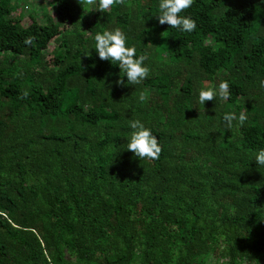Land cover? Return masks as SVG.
<instances>
[{"label":"trees","instance_id":"16d2710c","mask_svg":"<svg viewBox=\"0 0 264 264\" xmlns=\"http://www.w3.org/2000/svg\"><path fill=\"white\" fill-rule=\"evenodd\" d=\"M46 1L0 0V264H264V0H193L190 33L159 0ZM105 28L146 56L139 85L90 49ZM133 120L158 159L126 149Z\"/></svg>","mask_w":264,"mask_h":264},{"label":"clouds","instance_id":"9594fccd","mask_svg":"<svg viewBox=\"0 0 264 264\" xmlns=\"http://www.w3.org/2000/svg\"><path fill=\"white\" fill-rule=\"evenodd\" d=\"M92 0H90V3ZM118 0H98L97 10L100 12L110 8ZM193 0H159L158 3V23L167 24L180 32L190 33L196 28V22L188 16L181 15L182 11L191 7ZM33 37H27L24 40L25 45L33 44ZM96 56L101 61H108L111 65L119 68V74L114 81L115 86L139 85L149 75V68L145 65L146 56L141 54L137 56V48L130 45L124 31L120 28H105L94 35V48ZM86 57H91V52L84 53ZM121 72L123 73L121 75ZM111 76L107 74L106 79ZM126 78V79H125ZM264 86V82H262ZM229 83L221 81L215 88H200L197 90L198 102L204 105L206 101H213L214 98L221 100L230 99ZM27 95V92L24 94ZM143 94L140 100L143 101ZM248 119L244 112L225 113L222 120L228 127H231L233 121H237L241 126ZM131 129L127 137L126 149L139 159H158L161 153V147L158 144L157 137L152 134L151 129L145 126L140 120H133L129 123ZM256 165L264 166V147L260 148L254 157Z\"/></svg>","mask_w":264,"mask_h":264},{"label":"rangeland","instance_id":"374dc122","mask_svg":"<svg viewBox=\"0 0 264 264\" xmlns=\"http://www.w3.org/2000/svg\"><path fill=\"white\" fill-rule=\"evenodd\" d=\"M19 5H20V7L18 8L19 10L22 6L24 8L27 7L28 10H30V9L36 10L38 15L41 14V9H43V8H41L42 6L47 8V9H50V5L47 3L46 0H21ZM106 10H109V8ZM14 14L17 15L18 11Z\"/></svg>","mask_w":264,"mask_h":264}]
</instances>
